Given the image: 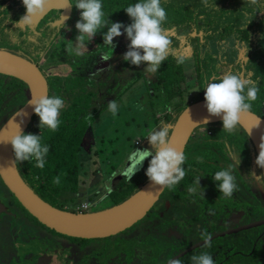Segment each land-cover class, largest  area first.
I'll return each mask as SVG.
<instances>
[{"label": "flooded vegetation", "instance_id": "obj_1", "mask_svg": "<svg viewBox=\"0 0 264 264\" xmlns=\"http://www.w3.org/2000/svg\"><path fill=\"white\" fill-rule=\"evenodd\" d=\"M0 4L2 5L0 7V45L7 47L4 50L18 54L27 53L30 57L37 59V67L39 64L42 66L43 60L51 54L64 55L66 58L70 48L59 49L58 53L54 48L62 38L73 35L72 31L75 29L77 19V17L74 18L77 13L75 7H71L66 19L62 21V25L59 18L64 11L50 8L36 23L22 29L16 25V21L25 14L21 0H0ZM259 14L263 15L264 12ZM211 18L214 17L211 16ZM193 20L195 19L190 21L189 31H183L179 35L177 30L178 40L186 37L188 42L192 43L191 38L200 32L201 36L205 37L202 46H208V36L194 28ZM199 20L203 22L205 19L199 16ZM123 25L127 26L128 23ZM257 35L264 37V33L261 31H258ZM256 36L255 38L258 37ZM221 44L223 42L215 47L220 49L224 45L230 44V40L226 41L224 45ZM86 45L90 46L89 50L81 49L79 54H90L94 57L106 54L110 57L105 61L106 64L111 65L106 69L105 82L98 79V72L92 77L82 74L70 77L92 79L98 84L96 97L108 91L109 85L106 82H112V86H118L120 78L122 85L134 77V65L132 66L124 60H117L116 58H119L117 54L111 52L110 48L104 45L102 33L98 32L95 39L88 41ZM100 45L104 50L99 49ZM239 45L242 44L235 43L237 48ZM43 49L45 50L42 52ZM199 50L202 55L203 50L201 51V48ZM254 51L252 52L258 54L255 58H264V42L260 48L255 46ZM46 52L49 53V56L46 55ZM238 52L240 54L233 58L235 59L233 63L224 64L226 68L230 65L233 73L248 76L250 73L248 63L251 58H255L253 55L252 57L248 55L245 46L244 51L240 52L239 49ZM73 53L77 52L73 50ZM83 65L84 62L82 63L81 60L80 67ZM140 66L143 77L146 79L144 68L147 65L141 64ZM222 67L224 66H221V69ZM38 69L46 78L49 94L47 77L40 67ZM125 73L127 74L125 75ZM10 82L11 80L4 79L0 83V127L23 106L10 105L14 97H19L21 101V97L18 95L19 89H5V86L7 87ZM129 89L130 87L127 91ZM113 93H109V98L113 96ZM38 124L39 120L33 115L24 133L33 134V130L39 128ZM90 129H92V125ZM35 132L38 135L41 131L36 130ZM224 132L223 127L218 125H210L206 129H202L200 126L195 128L183 151L186 157L183 165L186 171L185 177L172 187H164L158 200L146 215L126 229L127 231L124 230L105 238L81 239L65 236L32 219L33 222L41 225V228L48 230L49 239L43 243L35 241L31 249L26 248L22 240L17 241V232L11 229L13 227L11 221H21L20 227L23 223L31 222L32 216L12 198L13 196L8 193L3 183H0L2 184L0 187L3 189L0 191L2 192L0 195V264H167L171 258L181 259L182 264H192L191 256L201 252H208L213 257L215 264H264V182L261 168L255 164L257 154L251 144L241 145V148L238 149L240 144L228 141ZM191 139L195 145L191 147V154L188 155L187 150ZM142 146L150 148L148 142ZM236 159H240V164L233 167V162ZM144 165L145 161L140 170ZM222 168H231L237 183V190L229 198L223 197L217 191L216 183L212 179L214 173ZM85 172L86 170L81 169L73 179L75 189L70 191L63 187L64 189H59L57 193H44L42 189L45 182L44 180L36 182L38 176L34 177L32 187L22 180L44 202L57 209H60L61 206L69 209L73 207L71 206L73 197L80 196L86 190L88 175ZM97 173L101 174L100 169L94 170L93 173L91 171L90 177H95V181L99 180ZM252 173L261 176V178L255 179ZM197 178H200L199 185L202 188L199 191L204 190L203 197L199 195V192L197 194L188 192V188ZM121 180L127 181L121 172L112 177L110 183L112 190L118 186L117 183H120ZM111 191L109 190L106 196H109ZM62 210L65 209L62 208ZM41 232L45 234V231L40 230L37 234L40 238L43 236ZM205 232L212 234L210 247L204 246L202 233ZM31 239L36 240L35 237ZM20 245L24 247L21 251ZM17 248L19 252H17Z\"/></svg>", "mask_w": 264, "mask_h": 264}, {"label": "clouds", "instance_id": "obj_2", "mask_svg": "<svg viewBox=\"0 0 264 264\" xmlns=\"http://www.w3.org/2000/svg\"><path fill=\"white\" fill-rule=\"evenodd\" d=\"M21 3L25 9V14L16 21V25L18 28L24 29L30 27L34 20L45 15L49 0H21ZM203 3L205 7L216 8L215 4H209V0H203ZM252 3L255 5L258 0H252ZM66 7H75L80 13L79 20L75 24L78 35L75 38L73 49L77 53L80 48H86V43L92 40L98 32L102 33L103 43L110 48L111 52L115 48L113 39L126 35L130 43L122 59L134 66L146 64L147 67L144 68V73L147 76H152L158 72L163 61L172 51L171 39L163 27L167 20V13L165 8L162 7V0H138V2L125 7L123 10L131 21L127 26L119 22L113 23L108 19V16H105L103 0H75L74 3L66 0ZM245 16L247 19V14ZM64 19L66 18H59L61 25ZM121 29H123V32ZM69 43L70 45L73 44L71 41ZM109 58V56L102 57L105 61ZM177 62L183 63V58L179 57ZM203 90L204 107L208 116L220 118L223 130L229 133H235L241 118L251 114L252 102L257 99L259 91L255 81L232 71L223 73L220 76L213 75L210 79H206ZM27 106L32 108L33 114L38 117V127L41 130L46 128L56 131L58 129L60 112L65 106L63 98L55 94L51 96L32 94L31 99L27 101ZM107 108L115 116L119 106L115 100H112L108 102ZM25 114L21 110L11 117L8 126H13L15 131L7 138L0 136V143L11 145L14 156L13 164L34 161L35 167L43 169L49 146L42 143L41 134H25L21 129L22 120L20 123L14 122L16 117H22ZM88 118L91 119L90 116ZM256 121L254 128L258 127L260 118H256ZM208 122L209 120L205 118L203 125ZM169 132L170 126L166 124H162L148 132L143 138L147 139L150 148L131 150L127 156V167L124 166L122 176L130 181L139 171L143 162L151 157L145 176L152 186L163 190L164 187H172L178 184L186 175L183 168L186 157L181 150L172 146ZM141 144L140 141V144L138 146L135 144V147L141 148ZM258 147L259 153L255 159V164L259 168H264V136L261 137ZM201 162L203 161L201 160ZM239 164L240 159H236L232 166L237 167ZM252 176L257 180L261 178V176H256L255 173H252ZM212 179L216 183L217 191L225 198L231 197L234 191L237 190V183L231 168H222L216 171ZM199 181L200 178H197L193 185L188 188V192L190 194L199 192V195L203 197L204 190L199 191L202 189ZM53 182L59 184L60 177H55ZM202 238L204 246L210 247L212 234L202 233ZM190 259L192 264H215L213 257L208 252L193 255ZM167 264H182V261L179 258H171L167 261Z\"/></svg>", "mask_w": 264, "mask_h": 264}, {"label": "trees", "instance_id": "obj_3", "mask_svg": "<svg viewBox=\"0 0 264 264\" xmlns=\"http://www.w3.org/2000/svg\"><path fill=\"white\" fill-rule=\"evenodd\" d=\"M220 1L221 4L218 5ZM136 2H138V0H103V11L105 13V16H108V19L111 22L130 24L131 21L123 9L128 5L134 4ZM212 3L215 4L216 8L205 7L203 0H162V7L165 8L167 13V20L163 24V27L165 28L167 35L171 39V48L172 51H175V53L170 52L168 54L167 58L160 66L158 72L155 75H152L151 79H145L141 71L139 72L140 75H138L135 79L139 80L142 77L144 78V80H147L146 84L150 87L153 96H155L156 98H163L162 101H159V103L156 101L150 104L151 108H153L154 110L158 109L159 104L161 105V108H163L165 104V110L162 113V119L160 120L158 117L156 118V116L154 118V128H157L162 124H166L169 126L174 125L178 116L185 108L195 102L204 100L203 82H205V80L207 79L205 77V73L208 72H206L205 69H202V67H206L204 64L207 63L208 58L211 55L210 51L216 45H220V42H223V44L221 45H224V43L229 40L230 43H233L234 45L236 42H240L242 44L238 47V49H240V52L244 51L245 46V50L248 53L249 51L251 52L248 55H251V57L253 55L254 58L258 55L251 51V49L254 48L255 45H252L250 38H255L258 31L264 33V14H259L260 12L264 11V2H258L257 4L253 5L252 0H225L223 4V0H209V4ZM0 7H2L1 4ZM209 9L211 11H209ZM215 10H217L216 14H214ZM206 12L210 13L211 16L220 17L221 19L211 18V16H207V20L205 19L203 20V22H201L199 20V16H202ZM245 14H247V19ZM191 19H195L193 20L195 29H197L198 31H202L204 35L206 33L210 45L207 43L208 46H202L203 44L199 42V39L196 38L197 36L191 38L190 41L192 43L188 42L186 37H182V39L179 38L178 40L179 35L182 34L183 31H189V29L191 28ZM214 20L219 21L214 22ZM222 22H225V24L231 22L232 25L227 30H225V28L222 27ZM245 24L248 25L245 26ZM177 30L179 35L176 34ZM218 31L225 32L228 37H219V41L217 40L218 38H214L212 40L213 34L215 35ZM199 48H201V51L203 50V56L201 55ZM0 49L6 48L4 47V45H0ZM85 49L87 50V48ZM20 55L37 64V59L30 57L27 53L24 52ZM179 57L183 58V63L177 62V59ZM256 59L257 58H251L250 62L248 63L250 69V79L257 83L256 87L259 89L257 99L252 102L251 112L264 119V112H262L264 108V58L259 57L257 60ZM167 65H169V68L167 67ZM215 66L219 71V66L217 63L215 64ZM136 67L137 66H134V69H136ZM228 71H232L230 65H228L227 67V72ZM219 72L218 76H220ZM0 77H2L3 80H11L18 85V95L21 97V101H19L17 107L24 105L27 101V86L23 82L15 78L3 75H0ZM79 79L81 78L70 76H57L54 79H47L49 85L48 95L51 96L55 94L57 96H60L64 99L65 106L63 109H61L59 116L60 125L56 131H51L46 128L42 130L40 128H36L35 130H33L34 135H37L35 132L36 130H40L42 143L49 146V152L46 156V163L44 168L40 169L35 167L34 161L15 163L20 177L28 183L29 187L33 186L32 182L35 176H38L36 182L44 180L45 183L42 189L44 193H57L59 189L67 187L63 186L64 184H71L72 190L75 189L73 179L76 178V174L78 173V171L84 168L81 160L84 156L83 147H85L87 144L85 143L86 133L91 127L90 124L96 121L98 119L97 116L107 109L106 105L100 110L96 111V107L94 105V101L96 99L95 96L92 99H88L86 101L87 103H83L82 106H78L79 103H77L76 108L73 110V105L69 104L68 96L65 94L62 86L63 84L72 83L73 81H77ZM3 80H0V83H2ZM83 80H87V78ZM88 80L92 81V79ZM185 83L187 87H185ZM9 84L10 83H8L7 86H9ZM194 84L195 86L198 85L199 88V97L197 101H193L191 98V96H193L191 88L194 87ZM124 85L127 86V84ZM182 87H184V90L186 92L184 95H182V92L184 91L182 90ZM11 88L13 87L11 86ZM127 89V87H121L118 93H113V100H118L124 94V92L127 91ZM88 93L91 94L89 91ZM108 93H110L109 90L106 93H103L102 97H106ZM89 116L91 117V119L88 118ZM206 125H218L221 127L222 123L221 121H219ZM151 130L152 129H150V131ZM90 134H92L91 129ZM224 134L228 138V141L230 140L231 142H235L237 143V145L238 143L240 144L238 149L241 148V145H252L249 137L239 125L235 133H229L225 131ZM90 145L92 147L95 145V138L90 140ZM92 147H89L91 151ZM110 147L111 146H107L105 144L104 139H101L98 143L97 150L94 153L93 159L95 160V162L99 161V156L101 155L102 150H109ZM149 160L150 157L145 160V165L142 167V169H139L140 171H137V173L131 178L130 182H133V185H129L130 187L126 189V192L129 189L128 193L131 194H129L130 196L136 193L148 181L147 177L145 176V171L148 167ZM57 176L60 177L59 184L53 182L54 178ZM111 180L112 177L109 180L110 183ZM61 182L63 183V185H61ZM121 185L122 183L113 190L111 188V185H109L112 191L108 197L113 195L114 192L121 190ZM12 198L15 199L14 197ZM127 199L123 198L119 202H114L111 207L119 205ZM60 210H62V208H60ZM34 220L37 222L36 219Z\"/></svg>", "mask_w": 264, "mask_h": 264}, {"label": "rangeland", "instance_id": "obj_4", "mask_svg": "<svg viewBox=\"0 0 264 264\" xmlns=\"http://www.w3.org/2000/svg\"><path fill=\"white\" fill-rule=\"evenodd\" d=\"M70 2L74 3L75 0H70ZM224 2L225 0H223V4ZM258 2L263 3L264 0H258ZM219 4H221V1L218 3V5ZM209 11L211 10L209 9ZM216 11L217 10H215L214 14H216ZM76 12L77 13H75L76 15L74 16V18L77 17V19L75 22H77L80 17V13L77 9H76ZM200 12H203V11H200ZM202 16L204 19H206L207 16L210 17L211 15L210 13L206 12ZM214 18H220V17H214ZM218 21L219 20H214V22H218ZM231 25H232L231 22H229L228 24H225V22H222V27L225 28V30H227ZM75 31L77 30L74 29L72 31L73 35L71 37L70 35H68L67 38H62L61 42L55 45L54 50L57 51L56 53H58L59 49L66 50V48L67 49L70 48L69 54L66 56V58L64 57V55H59V54H51L49 56V53L46 52V55L49 57L43 60V62L41 63L42 66H40L39 64L38 67H40L42 72L45 74V76L49 80L51 78L54 79L57 76H63V77L64 76H77L80 74L88 75L92 77L95 73L98 72L99 73L98 79H100V81L102 82L103 81L105 82V76L107 75L106 69H108L107 67H109L110 64H106L105 60H103L102 57L108 56V55L101 54V56L94 57L90 54L88 55L84 53L83 54L73 53V49L75 47L74 45L75 38L78 35V32H75ZM121 31L123 32V29H121ZM196 36H197L196 38L199 39L200 43H202L203 39H205V37L201 36L200 32L196 33ZM219 37H228V36L226 35L225 32L218 31L217 34L212 36V40L214 38L215 39L218 38L217 40L219 41ZM92 39L94 40L95 36ZM255 39L251 40L252 45L254 42L255 46L260 48L261 45H263V36L260 35ZM69 41L73 42V44L70 45ZM113 43L115 44V48L112 51L113 53L117 54V56L119 57L116 59L120 61L123 60L122 56L128 50V44L130 43V41L126 38V35H121L119 37H115V39L113 40ZM224 47H226V49H224ZM86 48L87 50H89L90 46L86 45ZM81 49H85V48H80L78 52ZM99 49L104 50L102 45H100ZM237 49L238 48L233 43L226 44L220 49L219 47H213L211 50V55L209 56L207 63L204 64L206 67L205 68L202 67V69H205V71L208 72V73H205V77L207 79H210L213 75L218 76L219 71H220L219 72L220 75H222L223 73H226L227 68L225 64L233 63L235 61V59L233 58H235L236 55L240 54L238 52L239 49L238 50ZM44 50L45 49H43L42 52ZM254 50H255V47L252 49V51ZM172 53H175V51H173ZM249 53L251 52L249 51ZM81 60H82V63L84 62V65L80 67ZM216 63L219 66V71L217 70V67L215 66ZM221 66H224V67H222L221 69ZM167 67L169 68V65H167ZM140 71L142 72L141 66H137L134 71L135 76L131 77L129 79V82L124 83V84H127V86L124 84L121 85L122 79L120 77H119L120 80L118 81L119 82L118 86H112V82H106V84L109 85L108 90L110 92L118 93L121 87H127V88L130 87V89L124 92V94L118 100H116L119 108L115 116H113L107 109V111H104L100 115L97 116L98 119L96 121L90 124L92 125V129H91L92 134H90V129L86 133L85 143L87 144L85 147H83L84 156L81 160L84 166V168L82 169L86 170L85 173L88 175V179L86 182L87 184L86 190L80 196L76 195L75 197H73V199L71 200V204H72L71 206L73 207L67 209V207L61 206V208L65 210L77 212L76 208L79 207L81 203H88L90 205V208L84 213H91V212L93 213L98 210H103L102 208L104 209L109 208L112 206L114 202H117V201L119 202L123 198L127 199L131 195L130 193H128L129 189L127 190V192H126V189L130 187L131 185H133V182L121 180L120 183H117V185L122 183L121 190L114 192V194L111 195L110 197L106 196L108 191L109 190L111 191V188L109 187L110 185L109 180L114 175H117L121 171H123L124 166H126L125 164H126L128 154L130 153L131 150L133 151L136 150L135 145H134L135 139L136 140L139 139V141H141L142 144L140 147L147 148L146 146H142V145H145L147 142V139L143 137L150 131V129L152 130L154 129L155 116L156 118L158 117L161 120L162 113L165 110V104L163 108H161V105L159 104L157 110H154L153 108H151L150 106L151 103H154L156 101L159 103V101H162L163 98L162 97L156 98L155 96H153L150 87L146 84L147 80L152 78L151 76H147L146 78L147 80H144V78L142 77L139 80H135L136 77L140 75L139 74ZM126 74L127 73H125V75ZM242 75L245 78H250V75L248 76L244 74ZM83 79H86V78L82 77L81 79L77 81H73L72 83H66V84H63L62 86V89L65 91V94L68 96L69 104L73 105V110L76 108L77 103H79L78 106L80 105L82 106L83 103H87L86 101L88 99H92L93 97L96 96L97 84L94 81H90L88 79L83 80ZM0 80H3V78L0 77ZM11 86L13 87L14 90L18 89V85L13 81H11L9 86H7L8 89L11 88ZM7 87L5 86V89H7ZM185 87H187L186 83H185ZM182 88H183L182 90H184V87ZM191 90L193 93V96H191L192 100L197 101L199 97L198 85L195 86L194 84V87H192ZM88 91L91 94H89ZM185 93L186 92L184 90L182 92V95H184ZM113 99L114 97L109 98V93L106 97H102V95L97 96L94 101L96 111H98L100 108L105 106L109 101H112ZM19 101H20L19 97H14L10 105L11 106L17 105ZM262 112H264V108ZM35 118L38 119L37 116H35ZM160 124H161V121H160ZM208 127H210V125L200 126V128L202 129H206ZM93 138H95V145L92 147L90 145V140H92ZM101 139H104L105 144L111 147L109 148V150L107 149L102 150L101 155L99 156V161L95 162V160L93 159L94 153L97 150L98 143ZM192 141L193 140L191 139L190 145H188L189 147V149L187 150L188 155L191 154V147L195 145ZM89 147H92V151ZM96 169H100L101 174H102V177H101V174L97 173L98 178H99L98 181H95V177L93 178L90 177L91 171L93 173L94 170ZM61 185H63L62 182H61ZM0 186H2V184H0ZM63 186H67L66 188L69 189L70 191L72 190L71 184L69 185L64 184ZM1 189L2 188L0 187V191ZM1 194L2 192H0V195ZM32 219L33 218L31 217V222H26L25 224L23 223L24 225L21 224L20 227H19V224L21 223V221H18V220L11 221L10 220L13 223L12 225L13 227L11 229L16 230L17 232V237H18L17 241L22 240V243H24L26 248H30V249L32 248L31 246L33 245L35 241L37 243L38 241L43 243L49 239V237L47 236L48 230L41 228V225L35 223L36 221L34 219L33 220L35 222H33ZM40 230L45 231V234L41 232L43 234L41 238L38 237L37 235L38 232H40ZM34 237L36 238V240L31 239ZM25 239H28V240L25 241ZM102 242H105V240H102ZM23 248L24 247L22 245L19 246L20 251L23 250ZM17 252H19L18 248H17Z\"/></svg>", "mask_w": 264, "mask_h": 264}, {"label": "water", "instance_id": "obj_5", "mask_svg": "<svg viewBox=\"0 0 264 264\" xmlns=\"http://www.w3.org/2000/svg\"><path fill=\"white\" fill-rule=\"evenodd\" d=\"M50 8L64 11L61 15L64 18L71 10V8L66 7V0H49L47 9ZM38 19L34 20L33 24ZM0 75L12 77L23 82L27 86V101L31 99L32 94L48 95L46 78L37 65L18 53L0 49ZM27 101L17 110H23L26 114L22 117H16L14 120L15 123L23 121L21 124L23 132L34 115L32 108L27 106ZM187 110L188 112L186 113L185 108L174 125L170 126L171 132L169 134L172 146L182 152L194 129L199 127L195 125L202 126L205 118L209 120L207 124L221 121L220 118L208 116L204 107V100L189 105ZM16 112L0 127V136L7 138L14 133L15 128L11 125L8 126V122ZM256 118L260 117L251 112L250 115L241 118L239 126L249 137L258 155V146L261 142V137L264 136V119L260 118L258 127L254 128L257 122ZM250 129L251 131L249 132ZM13 161L14 156L11 145L0 143V179L3 185L22 208L40 224L58 234L69 237L96 239L118 234L141 220L163 191L154 188L151 182L148 181L136 193L119 205L93 213L65 211L51 206L37 196L22 180ZM125 167H127V164ZM261 171L264 182V168H261Z\"/></svg>", "mask_w": 264, "mask_h": 264}, {"label": "built area", "instance_id": "obj_6", "mask_svg": "<svg viewBox=\"0 0 264 264\" xmlns=\"http://www.w3.org/2000/svg\"><path fill=\"white\" fill-rule=\"evenodd\" d=\"M137 146L140 144V141L138 140L135 143ZM89 209V204L88 203H81L79 207L76 208L77 213H84Z\"/></svg>", "mask_w": 264, "mask_h": 264}, {"label": "bare ground", "instance_id": "obj_7", "mask_svg": "<svg viewBox=\"0 0 264 264\" xmlns=\"http://www.w3.org/2000/svg\"><path fill=\"white\" fill-rule=\"evenodd\" d=\"M215 118H218V117H215Z\"/></svg>", "mask_w": 264, "mask_h": 264}]
</instances>
